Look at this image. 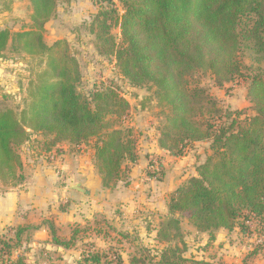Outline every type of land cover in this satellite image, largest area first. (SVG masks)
<instances>
[{
    "label": "trees",
    "instance_id": "obj_1",
    "mask_svg": "<svg viewBox=\"0 0 264 264\" xmlns=\"http://www.w3.org/2000/svg\"><path fill=\"white\" fill-rule=\"evenodd\" d=\"M33 28L14 32L0 29V53L10 43L15 51L37 57L41 70L27 86V105L22 116L0 109V178L17 186L24 181L17 146L28 130L53 135L52 147L61 141L81 144L95 138L93 156L100 165L102 187L121 180L125 160L134 162L135 140L130 127L118 124L129 103L111 86L83 95L78 63L67 41L45 43L41 29L53 15L57 0H28ZM98 0L91 30L100 54L112 56L121 74L134 86L151 85L161 102L169 106L160 128L158 145L172 156L184 154L188 144L207 142L212 151L169 195L167 213L160 217L156 240L163 244L157 260L133 256L126 263L119 254L110 258L101 251L84 250L85 264H182L186 259L179 215L198 230L211 235L248 219L264 220V70L247 74L241 56L250 49L252 62H264V0ZM120 29L117 41L112 29ZM209 71L222 87L247 80V98L254 114L231 118L207 91L190 78ZM113 117V118H112ZM110 119L113 123H109ZM51 147V148H52ZM50 148V149H51ZM243 218L241 222H237ZM50 241L65 249L74 245L77 230L61 239L54 221L43 222ZM37 226H9L13 237L0 236V264H27L24 256L10 258L20 246L22 234ZM178 239V241L176 240ZM154 258V257H153ZM109 259V260H108Z\"/></svg>",
    "mask_w": 264,
    "mask_h": 264
},
{
    "label": "rangeland",
    "instance_id": "obj_2",
    "mask_svg": "<svg viewBox=\"0 0 264 264\" xmlns=\"http://www.w3.org/2000/svg\"><path fill=\"white\" fill-rule=\"evenodd\" d=\"M97 1L57 0L54 13L44 23L41 34L48 45L60 39L67 41L68 51L78 63L81 75L76 86L78 92L85 96L88 91L102 86H111L127 100L128 111L120 118L118 124L131 128L135 140L136 160L123 162L124 173L121 180L113 186L102 187L94 192L92 195L97 199H92L93 204L90 200L81 201L76 197L66 199L64 192L66 191L64 187L66 182H63V178L57 174V169L52 170L50 175L54 179L56 178L57 183L49 185L51 192L50 190L48 192L52 195L55 193L53 186L57 187L56 211L63 213L70 210L79 216L82 215L80 222L64 221L63 225L58 227L57 234L61 239H65L70 236L71 230H77L76 241L68 249L54 245L49 241V238L47 244L45 241L32 243L34 230L33 228L28 229L22 234L20 246L15 245V248L10 251V258L14 259L22 255L27 264H85L82 256L87 248L107 253L110 258H113V255L117 253L126 263L133 256L140 255L156 261L157 255L162 249L163 244L156 240V231L160 221V218L158 220L157 217L159 213L148 204L143 203L149 198L145 188L151 186L147 185V182L141 185L140 179H136L140 176L135 175L132 178L130 173L135 164L137 165L139 162L138 160L143 159L142 163H145L142 169L144 175L142 174L141 177L144 176V178L157 183L163 180L161 179L165 174L163 162L166 157L159 153L157 155L149 149H152L151 145H158L160 128L164 122L165 114L169 111V106L158 99L155 88L148 84L132 85L121 74L112 56L100 54L97 51L96 38L90 26L91 17L98 6ZM113 3L119 13H122L120 0H113ZM33 27L31 5L28 0H0V29L7 28L13 34ZM112 32L118 41L120 29L113 28ZM241 56L248 66V69L245 70L247 74H253L257 72V69L264 70V62H252L251 58H255L252 50L244 48ZM41 68L37 57L15 51L9 43L0 53V109H12L18 117H21L28 102L26 88L29 81ZM190 80L204 88L218 106L230 114V119L244 118L255 113L252 103L247 98L246 79L238 78L219 87L214 83L213 76L209 71L199 70L192 74ZM109 123H113V121L110 119ZM28 134L26 141L17 146L21 161L23 158L25 161L30 159L33 162H55L60 153L66 150L67 154L81 155L82 162L87 168L85 171H91L92 175L101 182L100 165L93 156L92 146L95 143V138L81 144L61 141L52 147V134L31 130H28ZM162 150L169 158L170 156L175 158L190 157V160L182 163L183 167L179 172L183 171L184 174L188 170L187 168L194 167L196 175L197 166L202 164L212 152L207 142L188 144L181 156H172L164 149ZM171 163L170 161L168 164ZM184 169L187 170L184 171ZM21 171L24 179L32 176L29 168H23V163ZM188 177L190 175H187ZM77 179H70L69 182L74 183L73 186L76 187L82 186ZM183 183H179V185ZM9 184V180L0 178V192L10 191L15 187ZM83 184L85 185V183ZM166 199L168 204L169 194ZM50 206L49 202L44 217H31L27 221L28 223H23V225L36 226L35 224L39 221L42 224L50 219L54 221L53 216L56 212L52 211ZM90 211L97 214L98 218L90 216V213L89 218L85 220L83 216ZM105 211H109L110 214L107 215ZM69 217L68 215L67 218ZM179 220L181 240L185 243V248L176 241H173L171 245L182 249L183 256L186 258L182 264H264V220L248 219L245 221L247 226L245 229H241L237 224L236 228L231 231L220 228L211 235L198 231L182 215H179ZM242 220L243 218H240L237 222ZM2 235L3 237H13L9 242L14 244L13 232L0 230V236ZM176 240L178 241V239ZM4 253L0 251V260L7 259V256L2 257ZM105 263V261L101 262V264Z\"/></svg>",
    "mask_w": 264,
    "mask_h": 264
},
{
    "label": "crops",
    "instance_id": "obj_3",
    "mask_svg": "<svg viewBox=\"0 0 264 264\" xmlns=\"http://www.w3.org/2000/svg\"><path fill=\"white\" fill-rule=\"evenodd\" d=\"M151 147L152 149H149V151H153L157 155L160 154L161 156L166 157L164 162L162 161L165 166V174L163 175V178H161L163 180L160 183H157L146 177L144 178V176L141 177L143 174L142 169L145 165V163H142L143 159L138 160L139 162L137 165L135 164L130 174L132 175V178L135 175L140 176L136 179H140L141 185H144V183L147 182V185L151 186L150 188H145L146 194H148L149 198L144 200L143 203L145 205L148 204L159 213L157 215L159 220L161 216L167 213L166 198L168 194L170 195V193L179 186V183H183L187 179V175L196 176V173L194 172V167L187 168L188 170L184 169V171L190 170V172L186 171L184 174L183 171L179 172L183 167L182 163L190 160V157L183 156L175 158L170 156L169 158L158 145H151ZM65 151L60 153L59 158L55 162L49 163L45 161L43 163L41 161L33 162V160L30 159L25 161L22 158L23 168H29L32 176L25 178L21 184L13 187L10 191L0 192V230L5 231L9 226L15 227L17 225H23V223H28L27 221H29L31 217H44L49 202L51 203L50 208L53 209L52 211L56 212L53 216L56 227H61L64 221L80 222V217H82V215L79 216L76 212L72 213V211L68 210L63 213H58L56 211L57 204L55 205V202L57 203L58 199L57 187L53 186L55 193H52L51 195L49 185H53L52 183L55 185L57 181L55 180L56 178L54 179L50 175V172L57 169V174H60V177L63 178V182H66V185L64 186L66 188V191H64L66 199L76 197L81 201L90 200L92 203V199L96 198L93 197L92 194L102 189V184L97 177L95 178V176L92 175L93 173L91 171H85L86 167L82 162L81 155L67 154ZM170 161L172 163L168 164ZM189 162L193 163L192 161ZM181 173L183 175H179ZM73 178H78L77 180H79V183L83 186H79L81 190L73 188L74 183L69 182V180ZM83 183H85V185ZM75 184L77 185V182ZM48 190H50V192H48ZM105 198L107 197L105 196ZM92 207H94V205H92ZM105 213L107 215L110 214L109 211H105ZM89 214L96 219L98 218L97 214H93V211H90L87 215L83 216L85 220L89 218ZM68 215L70 216L69 218H67ZM35 225L37 226V229L34 230V240L32 243H43V241H45V244L49 243L48 231L45 226H43L42 222L39 221Z\"/></svg>",
    "mask_w": 264,
    "mask_h": 264
},
{
    "label": "water",
    "instance_id": "obj_4",
    "mask_svg": "<svg viewBox=\"0 0 264 264\" xmlns=\"http://www.w3.org/2000/svg\"><path fill=\"white\" fill-rule=\"evenodd\" d=\"M74 189H78V190H81L79 187H76V186H73Z\"/></svg>",
    "mask_w": 264,
    "mask_h": 264
}]
</instances>
